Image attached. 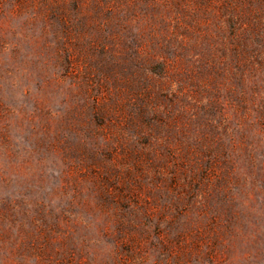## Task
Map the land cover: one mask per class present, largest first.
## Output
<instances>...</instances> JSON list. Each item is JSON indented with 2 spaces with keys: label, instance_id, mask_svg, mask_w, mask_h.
Wrapping results in <instances>:
<instances>
[{
  "label": "rangeland",
  "instance_id": "rangeland-1",
  "mask_svg": "<svg viewBox=\"0 0 264 264\" xmlns=\"http://www.w3.org/2000/svg\"><path fill=\"white\" fill-rule=\"evenodd\" d=\"M0 264H264V0H0Z\"/></svg>",
  "mask_w": 264,
  "mask_h": 264
}]
</instances>
